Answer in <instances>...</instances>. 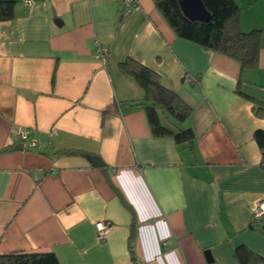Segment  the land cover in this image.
Instances as JSON below:
<instances>
[{"label":"crops","instance_id":"obj_1","mask_svg":"<svg viewBox=\"0 0 264 264\" xmlns=\"http://www.w3.org/2000/svg\"><path fill=\"white\" fill-rule=\"evenodd\" d=\"M13 1L0 21V255L134 264L131 240L142 264H238L240 244L264 256L252 223L264 200L253 138L264 129V0H234L242 31L260 30L257 66L242 70L176 36L154 0L125 14L126 0ZM128 58L191 108L189 145L152 135L131 105L143 91L119 68ZM98 221L111 226L102 241Z\"/></svg>","mask_w":264,"mask_h":264},{"label":"trees","instance_id":"obj_2","mask_svg":"<svg viewBox=\"0 0 264 264\" xmlns=\"http://www.w3.org/2000/svg\"><path fill=\"white\" fill-rule=\"evenodd\" d=\"M14 2L0 0V21L12 17ZM154 3L176 36L237 61L241 70L257 66L260 30L242 31L239 24L240 7L234 0H202L210 14V19L206 21L187 19L181 12L178 0H154ZM119 68L131 76L143 91L142 100L131 105L144 110L152 135L172 137L177 144L189 145L194 139L193 130L191 127L184 128L181 124L190 117L191 108L177 94L164 87L158 75L148 67L128 58L119 63ZM253 138L261 150L264 167V129L255 130ZM8 149L9 147H6L1 151ZM254 227L264 232L259 224ZM129 249L131 261L134 264H142L134 253L131 240ZM233 257L238 264H264V256L243 244L235 247ZM0 264L60 262L50 252H12L0 255Z\"/></svg>","mask_w":264,"mask_h":264},{"label":"built area","instance_id":"obj_3","mask_svg":"<svg viewBox=\"0 0 264 264\" xmlns=\"http://www.w3.org/2000/svg\"><path fill=\"white\" fill-rule=\"evenodd\" d=\"M32 0H24V4H30ZM135 5L134 0H126L125 1V8L123 13H128L131 11L132 7ZM107 52L104 48H98V56L102 59L106 56ZM20 139L27 138V132L25 130H19L18 132ZM31 147H39L38 141L35 139H31L29 142ZM262 216H264V200H260L252 211V223L258 225L262 221ZM96 227V240L102 241L107 238L111 226L108 222L98 221L95 223Z\"/></svg>","mask_w":264,"mask_h":264},{"label":"water","instance_id":"obj_4","mask_svg":"<svg viewBox=\"0 0 264 264\" xmlns=\"http://www.w3.org/2000/svg\"><path fill=\"white\" fill-rule=\"evenodd\" d=\"M182 14L191 21H206L210 19V14L205 9L202 0H178ZM86 157L95 166H103L102 160L95 155L87 154ZM264 229V225H262ZM204 254L210 258V252L206 250Z\"/></svg>","mask_w":264,"mask_h":264},{"label":"rangeland","instance_id":"obj_5","mask_svg":"<svg viewBox=\"0 0 264 264\" xmlns=\"http://www.w3.org/2000/svg\"><path fill=\"white\" fill-rule=\"evenodd\" d=\"M183 124H184V123H182L181 126H183ZM259 225H260V227H262V224H259Z\"/></svg>","mask_w":264,"mask_h":264}]
</instances>
